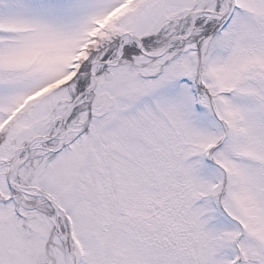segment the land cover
Listing matches in <instances>:
<instances>
[{
  "label": "snow or ice",
  "instance_id": "1",
  "mask_svg": "<svg viewBox=\"0 0 264 264\" xmlns=\"http://www.w3.org/2000/svg\"><path fill=\"white\" fill-rule=\"evenodd\" d=\"M0 264H264V0H0Z\"/></svg>",
  "mask_w": 264,
  "mask_h": 264
}]
</instances>
